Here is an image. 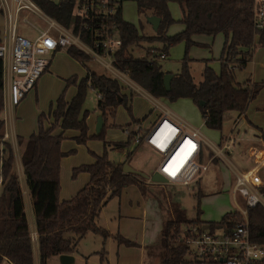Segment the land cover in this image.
I'll list each match as a JSON object with an SVG mask.
<instances>
[{"label":"trees","instance_id":"1","mask_svg":"<svg viewBox=\"0 0 264 264\" xmlns=\"http://www.w3.org/2000/svg\"><path fill=\"white\" fill-rule=\"evenodd\" d=\"M35 1L55 20L64 25L68 24L71 2L57 6L49 0ZM134 1L138 12L149 10V15L158 16L160 22L154 35H141L138 27L122 18L119 7L116 19L122 45L116 51L114 65L155 98H165L169 101L189 98L198 107L208 128L220 130L223 115L229 110L237 114L244 112L248 102L264 85V81L233 83L232 78L231 67L242 68L250 60L255 48V36H258V43L264 45V24L261 29L255 27L253 0H175L181 10L179 22L183 28L173 35L166 34L168 26L175 21L171 16L168 0ZM219 32L224 36L219 56V71H215L208 64L210 59H205L202 78L194 82L190 72V58L184 55L180 69L170 79L168 90L164 87L163 75L166 72L163 71L160 61L149 60L146 56L134 57L130 52V47L141 39L161 41L159 51L167 54L168 47L181 40L185 41L186 46L195 43L191 39L194 34L215 35ZM87 35L83 33L82 37ZM66 51L86 69L83 77L78 79L73 75L67 79L66 85H75V94L70 100H66L64 91L60 93L54 106L50 108L49 114L53 121L49 126L44 127L45 114L41 112L37 117V130L27 137L17 136L32 221L27 215L23 191L15 171L12 146L6 140L1 141L4 121L1 116L3 82L0 60V141L3 145L0 151V263L6 258L12 264H34L32 231L35 232L39 264H46V259L52 255L72 254L79 240L88 232L102 235V244L113 235L119 244L138 245L120 233L111 234L96 222L102 206L109 198L118 196L122 188L136 185L143 192L142 177L124 172L122 162L114 163L107 159L104 153L96 155L92 163L73 167L72 177L85 171L89 174V179L69 199H58L60 159L66 154L60 148L64 138L63 130L77 129L79 133L74 139L78 143L85 142L88 138L85 122L88 111L82 109L87 89L91 88L96 91L97 96L100 95L96 106L103 120L100 130L90 137H102L103 128L113 119L120 104L130 112L128 101L132 94L128 97L123 93L120 83L105 70L95 72L90 69L87 65L89 57L83 51L74 46H68ZM200 101L203 102L202 105L199 104ZM140 121L141 119L131 117L126 125ZM56 126H59L61 131L53 133ZM129 142V139H126L110 144L113 147H122ZM167 212L168 217L162 221L160 228L158 264L189 262L183 258L188 251L182 241L183 227L207 224L208 228L213 230L216 224H220L225 231H229L234 223L241 220L238 212L227 211L218 221L206 222L200 219L199 210L194 218L189 219L182 208L171 202L167 206ZM247 217L250 239L264 244V208L260 205L249 208ZM98 253L101 261H104L106 258L103 246ZM207 263L225 264L222 261ZM250 264H264V261Z\"/></svg>","mask_w":264,"mask_h":264},{"label":"rangeland","instance_id":"2","mask_svg":"<svg viewBox=\"0 0 264 264\" xmlns=\"http://www.w3.org/2000/svg\"><path fill=\"white\" fill-rule=\"evenodd\" d=\"M169 10L175 20L167 29V35H173L180 31L183 26L179 22L180 8L175 0H168ZM150 11L138 12L134 0H124L121 5V16L124 20L138 27L142 35H154L155 31L151 28L147 17ZM29 19L39 27H44V21H39L33 14ZM5 21L0 15V30L3 32ZM16 31L22 35H33L34 31L21 18L17 20ZM197 43L186 46L185 41L181 40L167 49L164 59L160 60L162 69L165 72L176 73L180 69L181 60L186 55L190 58V72L194 82L202 78V69L205 59H210V64L215 71H219V56L221 53L224 36L222 33L215 35L196 34L191 37ZM159 40L141 39L138 43L130 47V52L134 57L146 56V51L150 46L160 45ZM67 47H62L50 58V63L46 70L39 77V86L36 95L27 93V97L22 101L18 110L13 113V129L16 136L27 137L38 128L37 117L43 111L47 113L49 106H54L56 98L64 91V98H70L75 92V85H66L67 79L75 75L77 78L84 76V66L66 51ZM87 65L90 69L102 71V66L89 59ZM110 73V72H109ZM234 79L243 82L247 78L264 81V45L258 43V36H255V48L252 52L250 62L243 68H235L232 72ZM111 74V73H110ZM112 75V74H111ZM129 79V78H128ZM233 79V80H234ZM121 82V81H120ZM122 92L129 97L128 104L130 112L123 104L117 106L113 119L109 120L103 128L102 137H90V132H95L97 117L100 115L96 106V91L88 88L82 109L88 111L86 117L87 135L85 142L76 143L73 139L65 138L61 140V149L69 152L63 158V181L79 179V173L72 177V168L85 164L86 160L92 158V154L102 155L114 163H128L135 169L143 171L147 177H142L143 192L136 185H129L121 196L109 198L103 206V213L97 217V224L105 227L104 220L119 207H139L140 213L134 226H130L126 231L127 235L122 234L127 239L139 245L125 246L120 245L114 238L109 236L102 244L103 238L99 233L88 232L77 243L74 251V260L70 264H158V250L160 239V228L162 220L168 217L167 206L171 202L183 209L185 216L189 219L194 218L199 210V217L203 221H218L227 211H235L238 206L243 205L242 198L238 193L233 194L234 171L244 169L254 162L252 157L245 152L247 144L252 138L254 131L248 127L246 118H239L238 127L233 131V135L242 138L239 145L231 148H222L224 156L215 155V159L209 163L207 171L202 176L189 185H175L168 182H156L150 179L160 154L145 145L135 146L132 142L122 147L109 146L113 142H123L126 136L122 132V127L130 122L132 118L144 119L145 122L155 118L158 109L154 106L155 100L145 90H136L134 86L121 84ZM163 107L169 109L173 115L185 120L190 125L198 128L203 139L208 143H213L217 147L220 141H224V136L232 135V118L235 111L229 110L224 115L220 130L208 128L201 117L198 107L189 98H178L169 101L165 98H155ZM259 101L264 100L263 94ZM253 101L246 110L248 120L255 124L256 117L262 118L264 124V114L255 113ZM10 127V123L9 126ZM264 128V125L261 126ZM238 129V130H236ZM4 137H2L3 139ZM224 138V139H223ZM1 139V141H2ZM227 139V138H226ZM225 139V140H226ZM6 140V139H5ZM0 141V143H1ZM222 143V142H221ZM1 145V144H0ZM3 147V145H1ZM208 146H206L207 148ZM71 151V152H70ZM129 154L127 155V153ZM71 153V154H70ZM260 174H264V165ZM22 180V177H21ZM21 186H24L21 181ZM142 210H145L146 215ZM136 219V218H135ZM108 221V220H107ZM113 234H116V221L111 219ZM218 231V229H217ZM103 246L105 250V260L101 261L99 250ZM185 259V258H184ZM187 260V259H185ZM189 261V260H188ZM2 264H8L3 261ZM34 264H39L38 252L34 256ZM46 264H61L59 255H52L46 259ZM187 264H194L189 261ZM195 264H208L204 261H197Z\"/></svg>","mask_w":264,"mask_h":264},{"label":"built area","instance_id":"3","mask_svg":"<svg viewBox=\"0 0 264 264\" xmlns=\"http://www.w3.org/2000/svg\"><path fill=\"white\" fill-rule=\"evenodd\" d=\"M49 1L57 6L68 1L72 3L67 25L48 15L35 0H0V15L5 21L0 36L2 94L4 86L10 105L16 106L25 98L46 70L54 52L68 46L83 51L120 84L142 89L114 65L116 51L122 45L116 11L124 0ZM30 14L44 21V27L31 21ZM252 14L255 27L261 29L264 24V0H253ZM19 18L33 29L32 36L16 31ZM83 33L88 35L83 38ZM148 52L149 56L146 57L149 60L160 61L166 56L159 50L149 49ZM153 99L159 112L150 125L143 127L141 122H132L123 126L122 132L135 146L145 145L160 154L155 171L166 182L189 185L207 171L209 163L215 158L214 154L224 156L221 150L230 147L233 137L228 136L219 147L208 143L198 128L176 117ZM241 117L242 114H238L235 122ZM262 164L263 160L259 159L247 168L234 171L232 190L243 201V205L235 210L241 215V220L234 223L229 231H225L220 224H216L213 230L208 226L202 228L200 224L183 227L182 241L188 247L183 258L194 264L197 261H222L225 264L264 261V244L250 239L247 217L249 208L256 205L264 208V181L259 174Z\"/></svg>","mask_w":264,"mask_h":264},{"label":"crops","instance_id":"4","mask_svg":"<svg viewBox=\"0 0 264 264\" xmlns=\"http://www.w3.org/2000/svg\"><path fill=\"white\" fill-rule=\"evenodd\" d=\"M168 7H169V5H168ZM180 13H181V10H180ZM148 16H150V15H148ZM180 18H181V16H180ZM150 26H151V24H150ZM169 26H168V28H169ZM151 28H152V26H151ZM141 29H142V26H141ZM141 29H139V33L140 34H141V32H140ZM1 34H3V32L1 33V30H0V36H1ZM166 34H167V30H166ZM194 35H196V34H194ZM27 36H32V35H27ZM191 37H193V35ZM222 44H223V42H222ZM161 46H162V43L160 45H157V46H150V47H148V49L146 51V56H149V52H148L149 49H154V50L157 51V50H159L161 48ZM60 49L61 48L57 49V51L60 50ZM57 51H55V52H57ZM250 60H251V58H250ZM250 60L246 62V64L244 65V67L250 62ZM208 64L211 66L210 61L208 62ZM233 70H232V72H233ZM94 71L95 72H101V71H96V70H94ZM85 74H86V69H85L84 75ZM233 77H234V74L232 73V78ZM245 81L255 82L256 80H252L249 77V78L245 79L243 82H245ZM243 82L237 81L235 79L233 80V83H243ZM39 83H40V81H39V78H38V80L36 81V84H35V86L33 88V91H31L30 94H33L34 93L36 95V93L38 91ZM75 91H76V87H75ZM263 91H264V85L261 87V89L259 90V92L255 95V97L252 98L248 102L245 111L241 113L242 114V118H246L247 119V122H248L247 126L248 127H252V131H254V133H255V134H253V138L247 144L245 143V145H244L246 147L245 152H247V156L252 157V160L254 162L256 160H259V159H262L263 160V164L259 167V171H261V169L263 168V165H264V136H262V133L264 131V128L261 127L264 124L262 122V118L259 117V116L256 117L255 122L258 123L259 125H261L260 127L257 124H255L254 122H252L251 120H248L246 110L248 108V105L251 102L255 101L256 102L254 104V106H255V113L259 112L260 114H264V100L263 101H259L258 100L259 97L263 94ZM74 94H75V92L73 93V95ZM27 96H25V98ZM96 97L98 99L97 94H96ZM70 98H68L66 100H70ZM24 99L22 101H24ZM22 101L19 104H17L16 106L10 105L8 103V101L6 100V96H5V93H4V86H3V110H2L1 116H2L3 121H4V125H3V135L5 133L6 136L2 140H5L6 139V141H8L11 144V146H12L13 155H14L15 171H16V173L18 175V179H19L20 184H21V181H23V183H24V186L23 187L21 186V188H22L23 195H24V200H25V204H26L27 215H28L29 219L32 221V214H31V209H30V201H29L28 189H27V187L25 185L24 175H23V171H22V167H21V162H20V148H19V146L17 144V136L15 135L14 129H13V126L14 125H13V113H12V111H13V109L14 110H18V108L21 106ZM96 103H97V101H96ZM52 107L53 106H49V110H48L47 113H44L43 111H41V112H43L45 114V118L43 119V125H44V127L49 126L50 123L53 121L52 116L49 114L50 108H52ZM227 112H225V113H227ZM225 113H224V115H225ZM224 115H223V119H224ZM237 117H238V114L235 112V116L232 118V122H233V124H232L233 126H232V129H231L232 135H228V136H232L233 137V142L230 144V147L229 148L233 147L235 144L236 145H239L241 143V140H242V138L240 139V138H237L235 135H233V131L235 130V128L238 127V124L237 123L239 122V119H238L237 122H235V120H236ZM144 120H146V119H144ZM144 120L141 119L140 122H141V124H142L143 127H147L154 120V118L149 119L146 122ZM85 122H86V118H85ZM9 123H10V127H8L9 126ZM236 130H238V129H236ZM60 131H61V128L59 126H56V128L53 131V133H58ZM78 133H79V131L77 129H74V128L64 129L63 130V136H64L63 139L69 138V139H73L74 141H76L74 139V137L77 136ZM92 133H97V131L90 132L89 134H92ZM228 136H224V138L226 139ZM76 143H78V142H76ZM0 144L2 145V143H0ZM1 145H0V151L2 149ZM109 146H112V145L110 144ZM60 148H61V144H60ZM62 151L65 152L64 150H62ZM65 153L66 154L63 155L61 157V159H60V169H59L60 189H59V193H58V199L60 201L61 200H65V199H69L70 197H72L88 181V179H89V174L87 172H85V171H81V172H79V179L72 180V181H66V182L63 181V176H62V174H63L62 172H64L63 171V167H62L63 158L66 155H68L69 152H65ZM96 155H97L96 153H93L92 154V158L90 160H86L85 163H92V162H94ZM254 162H252V163H254ZM249 166H251V165H249ZM260 176H261L262 180L264 181V174H260ZM21 177H22V180H21ZM128 187L129 186H126V187L122 188V190H121V192H120V194L118 196L120 197L121 194L123 193V191L126 188H128ZM103 206H102L99 214L104 212L103 211L104 210L103 209ZM142 212H143L144 215L147 214L145 212V210H142ZM139 213H140V209H139L138 206L137 207L131 206V207H128V208H126V207H123V208L122 207H119L115 212H113V214H111L110 216H107L106 217V220H104V225H105L104 228L107 229L111 234H113V232H112L113 230L111 228L112 226L110 224L111 223L110 220L113 219V220L116 221V223H115L116 224L115 225L116 226V233H120L121 232L122 234L127 235L126 231L129 229L130 226H134L136 224V221L135 220H138L137 218H138ZM98 216H100V215H98ZM96 222H97V219H96ZM31 228L33 229L32 224H31ZM32 240H33V254L35 256V250H36V253H37V245H36V242H35V232L34 231H32ZM120 245H122V244H119V246ZM138 247H139V245H138ZM73 254H74V252L72 253V255ZM73 260H74V255H73ZM3 261L8 262V264H12L6 258H3L0 264H2Z\"/></svg>","mask_w":264,"mask_h":264},{"label":"water","instance_id":"5","mask_svg":"<svg viewBox=\"0 0 264 264\" xmlns=\"http://www.w3.org/2000/svg\"><path fill=\"white\" fill-rule=\"evenodd\" d=\"M147 21L151 24L152 28L156 31L158 24L160 22V18L156 15H150L147 17ZM172 76H173V74L169 73V72H166L163 75V82H164V87L166 90L169 89V82H170V79ZM202 103H203L202 101L199 102L200 105H202ZM102 126H103V120H102L101 115H99L97 117L95 130L98 132ZM122 170L124 172L133 173V174L138 175L140 177H145V178L147 177V175L143 171H141L139 169H135L134 167H132L128 163H123ZM150 179L152 181H156V182H166V179L156 171L152 173ZM206 227H207V224H204L202 226V228H206ZM59 259H60L61 264H70L71 262H73V255L68 254V253H62V254H59Z\"/></svg>","mask_w":264,"mask_h":264}]
</instances>
